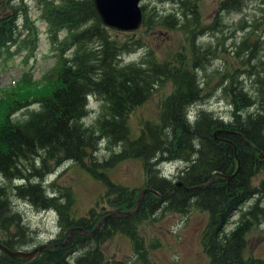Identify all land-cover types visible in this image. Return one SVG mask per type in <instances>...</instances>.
Returning a JSON list of instances; mask_svg holds the SVG:
<instances>
[{
	"label": "trees",
	"instance_id": "16d2710c",
	"mask_svg": "<svg viewBox=\"0 0 264 264\" xmlns=\"http://www.w3.org/2000/svg\"><path fill=\"white\" fill-rule=\"evenodd\" d=\"M160 1L172 4L167 13L140 3L139 27L118 31L100 22L92 0H34L55 49L56 65L41 80L25 72L0 90V242L11 250H26L20 248L32 239L11 196L35 210L55 213L62 233L47 241L54 243L63 241L70 227L90 230L106 213L133 208L141 188L162 195L177 180L192 186L206 182L214 171L231 175L236 165L232 145L237 171L228 179L215 176L193 191L177 186L164 197L144 192L134 214L108 218L90 234L74 232L66 245L41 250L28 260L0 251V264H149V253L161 240L145 239L141 222L157 211L185 215L191 209L205 214L198 239L205 261L200 264H264V258L244 253L247 233L264 222V158L234 133L240 132L264 153V11L260 19L238 18L233 23L226 37L232 38L231 59L218 71L211 68L212 60L227 48L219 47L222 41L218 47L210 41L202 44L199 37L222 31L219 15L241 13L246 0H220L207 21L202 18V0ZM28 11L25 0H0V53L14 46L26 56L33 54L38 29ZM247 26L250 30L235 42L234 33ZM156 31L178 39L160 50L144 47L147 36ZM139 47L144 51L138 62L122 61ZM207 66L212 70L201 80L198 72ZM217 89L229 106L228 120L203 109H194L190 116L191 106ZM154 95L155 115L139 119L132 131L129 115ZM89 97L98 106L93 117H87ZM32 104L36 107L30 109ZM22 108L25 118L10 116ZM215 130L221 131L213 134ZM100 148L109 151L107 157H95ZM125 159L139 161L141 185L109 177L108 170ZM64 161L73 162L102 187L81 215L75 214L69 186L40 181ZM168 162L182 164L172 178L158 171ZM228 223L232 226L225 230ZM115 234L130 244L132 254L126 259L104 255L101 245Z\"/></svg>",
	"mask_w": 264,
	"mask_h": 264
},
{
	"label": "rangeland",
	"instance_id": "374dc122",
	"mask_svg": "<svg viewBox=\"0 0 264 264\" xmlns=\"http://www.w3.org/2000/svg\"><path fill=\"white\" fill-rule=\"evenodd\" d=\"M220 0H202L201 13L203 21L211 18L215 12ZM30 19L34 21L35 27L38 29V41L33 50V54L26 56L24 50H17L14 46L8 47V53H0V90L7 89L15 84L18 79L26 72L31 74L33 80H41L46 74L55 67V49L47 37L46 26L43 21L38 18V10L35 8L34 0H25ZM140 3L146 4L148 8H156L161 13H167L172 4L167 1L160 0H141ZM164 9V10H160ZM264 11V0H246V5L241 13H226L220 14V23L222 31H217L215 35H203L199 37L202 44H207L209 41L212 45L218 47V43L222 41L220 48L226 47V50L218 51L217 57L212 60L211 68L217 67L218 71L223 69L224 60H230V53L233 46H230L232 38H226L229 31L232 29L234 22L238 18L245 19L250 22L253 18L262 17ZM222 21V22H221ZM20 23V22H18ZM236 25V24H235ZM234 25V26H235ZM226 26V27H225ZM22 29V28H20ZM244 31L235 32L233 40L237 42L239 37H242ZM22 37L24 32L20 30ZM63 33L59 32L58 38L62 37ZM178 37L168 35L164 32H152L147 36L146 44L156 47L160 50L167 43H173ZM170 45V44H169ZM144 47L136 48L134 51L125 54L122 57L124 63L138 62L139 56L142 55ZM26 56V57H25ZM209 66L202 68L198 72L199 78L202 80V74L207 75L211 71ZM205 78V77H204ZM212 83L210 84V87ZM1 92V91H0ZM158 97L154 95L148 101L138 106L133 113L128 117L129 126L132 131H135L138 126V120L150 118L155 115L157 108ZM36 104H32L29 108H35ZM98 106L96 102L89 97L88 109L90 117L96 113ZM190 116H194V109H203L212 112L217 117H222L223 120H228L230 117L229 106L225 103L221 95L220 89L203 100L191 106ZM251 110V109H249ZM23 108L17 110L10 116L13 118L22 119L26 117ZM86 118V117H85ZM84 118V119H85ZM109 154L108 150L100 148L95 153L97 159L105 158ZM37 165V162L35 163ZM179 163H163L158 166V171L161 176L171 177L176 174ZM164 171V172H163ZM109 177L118 183L124 185H141L143 182V172L138 160L125 159L117 162L108 170ZM172 178V177H171ZM43 185L55 183V185L69 186L74 196V209L76 215H81L87 207H89L98 198L102 187L94 180L90 179L77 165L71 161H64L58 165H53L50 171H46L45 175L40 180ZM10 202L14 210L19 212L23 223L28 227L31 236L27 246H22L20 249H30L33 245L47 242L49 239L58 237L62 231L57 225L56 215L52 210H35L26 201L10 197ZM246 204L243 206L245 207ZM236 213L230 217V221L234 219ZM205 222V214L201 211L191 209L185 215L177 213H168L157 211L149 220H144L139 225L140 233L145 239L157 237L161 240V245L149 253V264H200L205 261L204 255L200 252L198 243L199 233ZM232 224L228 223L225 230L231 228ZM101 248L106 258L126 259L132 254L130 244L123 235L115 234L108 238ZM245 254L264 258V222L251 229L246 236ZM131 260V259H130Z\"/></svg>",
	"mask_w": 264,
	"mask_h": 264
},
{
	"label": "water",
	"instance_id": "95a60500",
	"mask_svg": "<svg viewBox=\"0 0 264 264\" xmlns=\"http://www.w3.org/2000/svg\"><path fill=\"white\" fill-rule=\"evenodd\" d=\"M139 2H140V0H92L93 7H94V9H95V11L99 17L100 22L104 26L111 28V29H114V30H118V31H132V30H135L139 27V25L141 23V9L139 6ZM220 131L221 130H215L213 134H215L216 132H220ZM222 131L223 132H230V131H226V130H222ZM234 133H236V135L245 144L251 146L252 149L257 153V155L259 157L264 158V153L262 151H260L258 148H256L255 146H252L250 144V142L240 132H234ZM218 140H224V141L230 143L229 140H225V139H218ZM232 147H233V156H234L235 161H236L235 169L232 173V174H234L238 169L239 160L235 155L234 145H232ZM231 175H223L218 171H214L211 174L210 178L206 182H204L202 184L192 185V186H184L182 184V182H180L178 180L174 183L173 187H171L168 191H166L162 195L157 193L156 191L150 189V188H141L137 193L136 201H135L133 208L127 209L124 211L112 210V211L106 213L96 223V225L90 230H84L80 227H70L65 231L63 241L54 242V244H52V245H48L47 243H41V244L34 246L29 251L11 250L0 242V251L7 254L8 256H11V257H21L23 260H28L36 252H39L41 250L48 249V248L53 247V246L59 247V246L66 245L67 242L69 241L71 235L74 232H80L82 234H90V233L95 232L102 225V223L108 218H111L114 216H125V215L134 214L140 206L141 198H142V195L144 192H150V193L154 194L156 197H164L167 194H169L171 192V190H173V188H175L176 186H179L186 191H193V190L200 189L202 187L209 185L213 181L215 176H221V177L223 176L224 178L228 179Z\"/></svg>",
	"mask_w": 264,
	"mask_h": 264
},
{
	"label": "bare ground",
	"instance_id": "6f19581e",
	"mask_svg": "<svg viewBox=\"0 0 264 264\" xmlns=\"http://www.w3.org/2000/svg\"><path fill=\"white\" fill-rule=\"evenodd\" d=\"M141 1V0H140ZM192 119V118H191ZM259 149V148H258ZM168 164H169V162H168ZM164 172V171H163ZM178 181V180H177ZM180 181V180H179ZM181 182V181H180ZM185 186V185H184ZM177 187V186H176ZM174 189V188H173ZM171 192H172V190H171ZM170 192V193H171ZM169 193V194H170ZM168 195V194H167ZM76 211V210H75ZM53 212V211H52ZM229 220V219H228ZM229 222V221H228ZM44 243H47V242H44ZM48 245H52V244H54L53 242H51V243H47ZM57 246H53V247H50V248H48V249H51V248H56ZM33 247H31L30 249H26V250H21V251H29V250H31ZM44 250H47V249H44Z\"/></svg>",
	"mask_w": 264,
	"mask_h": 264
}]
</instances>
